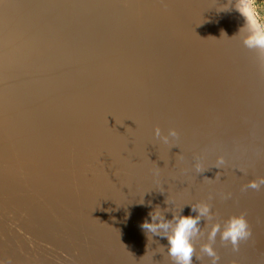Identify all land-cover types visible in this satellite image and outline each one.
I'll use <instances>...</instances> for the list:
<instances>
[{
  "label": "rangeland",
  "instance_id": "1",
  "mask_svg": "<svg viewBox=\"0 0 264 264\" xmlns=\"http://www.w3.org/2000/svg\"><path fill=\"white\" fill-rule=\"evenodd\" d=\"M25 1L28 4L32 3L35 15L32 14L34 19L29 17L26 20H15L24 39L16 36V33L13 34L12 21H9L8 27L5 28L6 32H2L4 36L0 32V83L4 76H9L10 73L16 74L20 66L16 55L19 57L20 53L15 54V49L19 48L20 51L27 50L22 53L27 58L32 56L31 66L35 67V69L32 68V72L37 70L41 76H46L42 65L48 63L46 67L52 71L49 87H53L48 95L56 93L60 94L59 96L62 94L61 98H66L69 96L66 93L75 91L80 87V82L91 77V72L86 70L87 64L90 63L87 61L90 55L84 53L88 49L86 43H89V39L94 41L97 36L99 38L97 45L100 44L101 39L109 44L112 39L111 44L114 42L115 46H124L125 49L132 40L135 43H132V46L127 45V47L130 46V50L127 55L122 54L123 60L118 61L112 56L103 64L108 66L106 69H112L118 73L124 71L123 66H128L135 76L136 83L137 81L145 83L147 80V85L154 86L149 88L147 85L138 84L136 95L142 98L145 104L144 109L151 106L157 111L159 108L168 106L163 98L169 95L171 100L175 98L174 101H178L179 94L176 93V89L173 90L168 85H164V81L169 76L176 75L179 78L183 69L188 68L185 74L188 79L179 78L184 90L180 101L174 105L177 106L183 102L182 108L176 111L183 114L182 118L175 117L171 113L163 115V121L154 123V128H160L162 134H167L169 129H175L178 133L177 137L170 138L165 144L154 136V131L152 134L147 130L142 131L137 137L136 147L139 150L143 144L152 142V139L159 146L152 147H157L152 154L148 151L151 154L150 158L142 167L140 163V168H136L132 178L129 177L130 175L122 174L123 179L129 182L127 187L124 186L122 190L123 182L116 179L114 189L107 191L99 198V201L92 203L91 206L94 207L90 212H86V216L77 215L69 224L66 222V211L65 213L61 211L60 218L55 214L52 216L47 211L49 206L41 201L46 213L36 212L31 219L24 221L23 218L28 217L26 215L28 211L22 204L24 210L17 211L19 217L15 223L16 220L13 222L7 216V210L3 208L0 216L4 221L3 224H6L8 228L5 229L4 225L2 224V227L0 224V264H172L166 252L167 240L160 237L152 238L151 234L146 235L139 225L146 219L150 222L149 212L156 207L158 210L171 208L174 212H178L183 207V215L194 216L196 213L192 211V206L195 207L201 203H208L211 206L213 217V220L208 222L201 218L199 226L205 233L209 229L204 227V224L223 223L228 217L239 214L246 216L251 229V236L240 242L238 251H234L231 244L222 242L217 236L213 247L219 256L218 264H264V186H261L259 190L246 188L250 181L264 178V79L262 80L261 75L249 65L244 55L242 41L235 36L236 23H233L236 28L230 24L234 14L228 11L231 10L228 3L234 5L235 0H189L187 5L192 9L193 25L190 23L185 25L183 18V13L186 12L185 4H181L177 11L174 0H67L68 2L47 0L43 1L44 9L42 10L38 6L35 8L36 0ZM253 3L264 17V0H253ZM141 4L162 16L163 19L157 31L155 28L152 29L153 26L148 29L147 25L152 22L147 20L148 18L145 19ZM137 8L139 14L134 19L132 16ZM199 10L205 13L204 16H208L205 22L202 19L201 23L205 26L213 25L209 28L213 42L210 40L212 44L209 42V46L207 45L208 47L204 49L210 54L204 59L205 65L201 69L193 61L191 62L197 70L190 65L178 69L174 53L178 54L181 41L188 39L190 42L206 45L202 41L205 35L201 40L196 39L194 13ZM24 14L17 11L15 17L24 19L27 16ZM128 17L132 20H127ZM142 17L145 19L143 23ZM126 23L131 26L133 24L134 28H125ZM188 25L192 26L187 28V33L190 35L185 37L183 32ZM169 28L172 34H169L171 33ZM56 32L61 37L65 35L64 44H52V41L56 39ZM82 33H84L83 37ZM105 35L108 36L107 39H104ZM80 37L84 43L79 42ZM42 38L52 40L45 42ZM66 38L69 43H66ZM161 38L164 41H159ZM71 40H75V43L71 44ZM168 41L170 42L167 46ZM149 42L153 44L150 45L151 47L147 45ZM9 43L15 45L11 47ZM102 44H100V50L104 46ZM111 44L110 49L114 47ZM32 45H35L40 53L47 49L42 59L46 58V55L50 59L46 60V63H41L39 57L43 55L32 50ZM46 46L48 47L45 48ZM41 47L45 49L40 51ZM53 48L60 50L65 57L51 58ZM163 48H166L164 54L163 50L161 51ZM132 50L133 53H131ZM31 71L27 77L19 81L24 86L22 91H26L27 96L33 93L38 94L46 86L39 88L35 85L38 80L31 76ZM103 74L105 75L106 72L104 71ZM149 75L153 78L151 79ZM4 87L5 84L1 83L0 91H3ZM86 87L89 95H93L95 89L99 88L90 84H86ZM198 97H202V102H198ZM205 98H207V106L200 109L199 106ZM65 104L68 105V102L65 101ZM51 105L43 110L42 108L35 110L37 114L33 121L44 114L42 113L44 111H56L58 114L59 107L53 103ZM79 106L80 99L68 107L79 108ZM86 106L93 108L92 103H87ZM53 108L56 110L53 111ZM159 113L162 114V112ZM168 154L172 156V160ZM219 158H222L224 163L217 168ZM197 166L202 171L198 172ZM117 175L120 176L121 173ZM112 184L113 182L110 186ZM4 193L5 190L0 191L2 196ZM228 193L231 196L225 199L224 196ZM65 198L66 196L63 195L61 200L66 202ZM2 200L3 198L0 199V206ZM166 201L169 204H166ZM149 203L150 206H147ZM102 207H104L103 215L107 221L106 231H110L105 232V241L102 235L92 237L89 234L92 224L98 218L97 213ZM12 212L10 210V214ZM94 212L95 214L91 217L90 215ZM164 215L166 219L172 218L171 211L165 212ZM87 216L89 218H86ZM18 222L21 224L17 225ZM70 226L72 230L68 232L71 235L66 232ZM206 242V235L195 242V254L199 259L194 254L193 264H211V258L200 252L201 245Z\"/></svg>",
  "mask_w": 264,
  "mask_h": 264
},
{
  "label": "bare ground",
  "instance_id": "2",
  "mask_svg": "<svg viewBox=\"0 0 264 264\" xmlns=\"http://www.w3.org/2000/svg\"><path fill=\"white\" fill-rule=\"evenodd\" d=\"M43 1L46 2L47 0H36L35 8H37L38 6L39 9L41 10L42 8L44 9ZM68 1L66 0V2ZM174 1H175V8L177 11H179L181 4H185L186 12L183 13L184 23L185 25L188 23L193 25L192 9L189 5H187V3H189V0H174ZM2 3L4 5V9H2L3 5H1L0 6L1 35L2 32L3 33L6 32L5 30L7 29L5 28L8 27L9 21H12L11 25H13V31H14L13 34L16 33L15 34L16 36H18L21 39H24L19 31L17 22L15 20H26L29 17L33 18L32 14L34 13V11L32 10V3L28 4L25 0L24 2L22 0L21 1L2 0ZM141 6L144 8L143 13L145 15V19L148 18L147 20H151L152 22L150 23V25H147L148 29H150L153 26L152 29L155 28L157 31L160 28V21L161 19H163L162 16L155 10H149L150 8L144 4H141ZM12 10H15L13 16L11 15ZM17 11L19 13L21 12V14L25 13L24 15L27 16L24 19H21L20 17H19L20 19H18L17 17H15ZM137 14H139L138 8L135 10L132 17L135 19ZM194 15H195L194 26L196 27V39L201 40L205 35V39H203L202 41L206 43V45L200 43L198 44L194 41L190 42V40L188 39H185V41H181L180 47L178 48V54L174 53L175 56L174 60L176 61V63H178L176 66L178 69H183L184 67H188L189 65L194 70H197L196 66L199 69H201L205 65L204 59H206L210 54L209 51H205L204 49L207 48L209 44L210 43L212 44L213 42L209 32L210 31L209 28H212L213 25L211 27V25L205 26L204 24L201 23L202 19L205 22V20L208 18V16H204L205 13L202 10L197 11L196 13H194ZM129 18L130 17H128L127 20H129ZM142 19L143 20L141 22L143 23L145 19L143 17ZM27 27L28 29H30L29 25ZM188 27H192V26L188 25L186 28H184L183 36L185 37H188L190 35L189 33H187ZM125 28L130 29V28H134V26L133 24L131 26L129 25V23H126ZM169 29L171 33L169 32L168 33L172 34L171 28ZM8 31L10 32L11 30ZM135 32H131V33H135ZM45 34H47V32ZM55 34H56L55 37L56 39L52 41L53 42L52 44L54 45L55 43L61 45L64 44L65 41L63 37L65 35L61 37L58 34V32H56ZM83 34L84 33H82V37ZM82 37L79 38V42L84 43ZM106 37L108 36L105 35L104 39H107ZM25 39H27V37ZM97 39L99 40L98 36ZM97 39H94V41L89 39V43H86L88 49L86 50L85 53L83 52L84 54L89 53L88 55H90L89 59L87 60L90 63L88 62L89 64H87L86 70L87 72H91V77L89 79H84L82 83L80 82V87L77 88L75 91L66 93L69 96H67L66 98H61V99H66L62 101L63 102L67 101L68 102L67 106H69L75 104V102L83 96L80 99L79 108H75L78 109L81 113H79L77 116H72L71 118L74 121L78 122L79 126L77 125V127L68 124L63 119L57 120L56 114L52 111L42 112L44 114L40 115L36 119V121H33V119H35V116L37 114V111L35 110H38L40 108H42V110L48 108L47 106H52L51 103H53L56 107L61 106V103H59L60 94L58 95L56 93L54 94L52 93L48 95V93H50L53 88V87H49V83L51 84L49 79L52 77L50 73H52V71L51 69H47L46 65L48 63H46L45 61L50 58L49 57L47 58L46 55V58L42 59L45 56L47 49L45 52L40 53L37 47L35 45L34 46L32 45L31 47L32 50L38 51L39 55L41 56L43 55L42 57H39L40 62L46 63L45 65H42V68L44 67V70L46 72V76L44 75L41 76L39 71L37 72V70H33L34 73L31 71L32 68L35 69V67L31 66L33 63L32 56H29L30 58L29 59L27 58V56H25V54H22L27 52V50L20 51L19 48H16L15 49L16 51L13 50L15 51V54H17V52L21 54V55L19 54V57L16 55L18 61L20 62V66L18 68L19 71L17 70L16 74L14 73V75H11L10 73L9 76H4L5 78L7 77V79L3 77L4 79L1 81V83L2 84L4 83L5 87L3 91H0V102L1 104L4 103V106L6 107L8 112L7 114L8 117H10L9 108H13V117H12V121L10 122L11 125L7 123L5 124L8 130L7 136H4L3 138L0 139V191L5 190L3 196L0 194L1 195L0 199L3 198L2 205L0 206V211L3 208L4 210L6 209L7 216L13 222L19 217L17 211L22 212L24 210L23 205L28 211V213L26 214L28 217H24L23 218L25 219L24 221L31 219L32 216H34L33 214L36 212L46 213L45 208L41 205V201H43V203L46 206H49L47 208V211L52 216H54L55 214V216L58 215V218H60L61 211H63V213H65L66 211V222L69 224H71L70 221L74 220V218L77 215L81 217L86 216L87 214L86 212L88 211L90 212L91 209L94 207L91 206L92 203L99 201L100 200L99 198L102 195H104L107 191L110 192L112 189H114L117 180L120 179L123 182V186L121 188L122 190L124 186L127 187L129 182H127L126 179L125 180L123 179L124 177L122 174L130 175L129 177L132 178V174L136 171V168L137 167L140 168L139 167L140 163L142 167L144 165V162L150 158L152 153L155 152L156 150L155 148L159 146V144L156 143L154 139H152V142L148 141L147 143L143 144L139 150L136 147V144H137V137L141 134V132L147 130L152 134L153 131L156 129L154 128V123L158 121H163L162 120L163 115L172 113L173 116L178 117L180 119L182 118L183 114L176 111L182 108L183 102L177 106L174 105H176L180 101L182 91L184 90L183 84L181 83L179 78L181 77L183 79H188V77H186L185 75L188 68L183 69L184 71L182 75L180 74L179 78L178 76L174 75V76H169L167 80L165 79L166 81H164V85H168L170 89L173 90L174 88L176 89V93L179 94L178 101H174L175 98L174 100H171V98L169 97L170 95L164 97L163 100L166 102L168 106L157 109V111L162 112V114L157 112L151 106L144 109L145 104L143 103L142 98H138L136 93L138 94V90H137L138 84L147 85L148 83L147 80L145 81V83H142L140 81H137L136 83L134 80L135 76H133L134 74L132 73L131 68L129 69L128 66H123L124 71L118 73L115 70L106 69V67L108 66L103 64L105 60L110 59L112 56L118 61L123 60L124 58L123 55H127V53L130 50L129 49L130 46L127 47V45L131 44L132 46L133 40L132 43H129L125 46L126 47L125 49L124 46L120 47L119 45H116L117 46L116 48V46L113 44L114 42L111 44L112 39H110V44L114 45V47L110 49L109 47L110 44L108 42L106 43L104 40L101 39L100 44L102 43L103 44L106 43V44H104V46L102 44L103 47H101L102 49L100 50V44L97 45ZM194 39H195V33H194ZM43 40L45 42H51L52 39L45 38ZM210 40L212 42H210ZM159 41H164V40L161 38V40ZM169 42L170 41L167 42L166 44L167 46ZM66 43H69V40L67 38H66ZM70 43L71 44L75 43V40H71ZM9 45L12 47L15 44L9 43ZM147 45L150 46L153 44L152 42H149ZM47 47L48 46H46L45 48ZM45 48L41 47L40 51H42ZM94 48L96 49L92 54ZM166 48L161 49V51L163 50L162 52L163 54L165 53ZM175 49L177 50V48ZM133 50L131 51V53L134 52ZM51 53H53V55L50 57L53 59H59L62 56L65 57V55H63L61 51L58 49L53 48L51 50ZM191 61H193V63H195L196 66ZM55 63H57V61ZM30 71H31V76H33L38 80L35 85H37L39 88L42 87L43 85L46 86L44 87V90L40 91L38 94L33 93L27 96L25 94L26 91H22L24 86H22L19 83V81L20 79L27 77ZM104 71L106 72L105 75L103 74ZM149 77H151V79L153 78L152 75H149ZM98 83L99 86H97ZM132 83L135 84L132 85ZM86 84L94 85L95 87H99L100 89L99 88L95 89L94 94L89 95L87 94ZM147 87L151 88L154 86L149 84L147 85ZM55 88L56 87H54V89ZM77 96H80V98H77ZM206 99L207 98H205L203 103L199 106L200 109H203L207 106ZM197 100L198 102H202V97H198ZM87 103H92L93 108L87 107L86 106ZM172 104L173 106H169ZM19 109H21L22 114L20 118H17L19 116V112H18ZM27 114H29L30 116H28ZM152 121L154 122L152 123ZM49 122L52 124H49ZM49 125L58 126L60 130V134H56L52 132L51 131L52 126L49 127ZM72 132H76L75 137L70 135ZM76 141H78V143ZM79 142L81 143L82 148L80 147ZM154 145H157V147L152 148ZM79 150L83 152L82 156H80V154L77 152ZM148 151L151 154H149ZM74 153H77L78 155ZM22 154H26L25 157L23 158L24 159V164H22L23 168L20 167L21 164L18 163V162H23L21 156ZM168 156L170 155L168 154ZM170 158L172 160V156H170ZM144 168H146V166ZM118 173H121V175L120 176L117 175ZM47 177H49L50 179L48 180ZM52 179L53 182H51ZM63 181H66L65 185L62 184ZM7 182L9 183V185ZM111 182H113V184L110 186ZM56 189H60V190L58 191ZM63 195L66 196L65 198L66 202H63V200H61ZM10 210L13 211L11 213L14 214L13 216H11ZM103 210L104 207L99 209L97 213L98 218L92 224L91 231L89 232V234H91L92 237H95L97 235L98 236L102 235L105 241L106 238L105 232H110V231H106L107 221L103 215ZM95 212L92 213L90 216L92 217L95 214ZM86 218L89 217L87 216ZM17 221L18 220H16L15 223H17ZM3 223L4 221L0 216L1 226L3 227L4 225L5 229L8 228L7 225ZM20 224L18 222L17 225ZM210 225H211L210 223L204 224V227L209 229ZM70 229L71 226L68 227V230H66V232L72 230ZM69 234L71 235V233Z\"/></svg>",
  "mask_w": 264,
  "mask_h": 264
},
{
  "label": "clouds",
  "instance_id": "3",
  "mask_svg": "<svg viewBox=\"0 0 264 264\" xmlns=\"http://www.w3.org/2000/svg\"><path fill=\"white\" fill-rule=\"evenodd\" d=\"M233 6L244 19V23L236 34L240 36L247 49L255 51L264 61V17L255 7L253 0H235ZM177 135L175 129H169L167 134H162L160 128L154 130V136L165 144ZM223 163V159L219 158L216 167L220 168ZM197 171H202L199 166H197ZM261 186H264V178L250 181L246 188L259 190ZM230 196L231 194L228 193L224 198L228 199ZM166 204L169 202L166 201ZM147 206H150V203ZM168 211L172 212L171 219L165 218L164 213ZM182 211L183 207L178 212L167 207L164 210L160 208L158 210L156 207L149 212L150 222L146 219L139 225L146 235L151 234L152 238L160 237L167 240L166 252L172 264H193V255L196 253L195 242L205 235L207 242L201 245L200 252L211 258V264H218L219 256L213 247L217 236L222 242L231 244L234 251H238L240 242L247 240L252 234L244 214L232 215L223 223L213 222L205 233L199 223L201 218H204L206 222L213 220L211 206L208 203L192 206V211L196 213L194 216L183 215ZM196 258L199 259L197 256Z\"/></svg>",
  "mask_w": 264,
  "mask_h": 264
},
{
  "label": "water",
  "instance_id": "4",
  "mask_svg": "<svg viewBox=\"0 0 264 264\" xmlns=\"http://www.w3.org/2000/svg\"><path fill=\"white\" fill-rule=\"evenodd\" d=\"M228 1V0H227ZM1 5H3V3H2V0H0V6ZM228 5L230 6V9L231 10H228L229 12H232L233 14H234V19H233V21H231V23L230 24H233V23H236V25H237V28H236V26H235V28H236V30H235V36H237L238 38H239V40L241 41V39H240V36L239 35H237L236 33L238 32V29L240 28V26L244 23V19H243V17L239 14V12L233 7V5H231V4H229L228 3ZM1 8V7H0ZM2 9H4V5L2 6ZM14 13H15V10H12L11 11V15L13 16L14 15ZM2 15V14H1ZM230 15V14H229ZM231 16V15H230ZM1 19V18H0ZM242 43V42H241ZM242 46H243V48H244V50H245V52H244V55L246 56V58H247V61H249V65L250 66H252V67H254V69L256 70V72H257V74H259V75H261L260 76V78H262V80L264 79V61H262L259 57H258V54L255 52V51H252V50H249V49H247L244 45H243V43H242ZM75 94H78V93H75ZM83 97V96H82ZM81 97V98H82ZM77 98H80V96H77ZM80 98V99H81ZM59 103H61V106L58 108V111H59V113L57 114V112L56 111H54V110H56V109H54L53 108V111H54V113L56 114V119L57 120H59V119H63V120H65L68 124H71V125H74V126H76L77 127V125H78V122L77 121H74L73 119H71L72 118V116H77L79 113H81L78 109H75L76 107H73V108H69L66 104H65V102H63L62 101V99H61V96H59ZM15 109H18V108H15ZM19 116L17 117V118H20L21 117V114H22V111H21V109H19ZM8 112H7V109H6V107L4 106V103H2L1 104V102H0V139L1 138H3L4 136H7V128H6V126H5V124L7 123V124H9V125H11L10 124V122L12 121V117H13V108H9V115H10V117H8ZM83 115H85V114H83ZM49 120V119H48ZM62 120V121H63ZM72 120V121H71ZM65 123V122H64ZM49 124H52V123H50L49 122ZM54 124H56V123H54ZM52 125H49V127H51ZM79 126V125H78ZM52 132H54V133H56V134H60V130H59V127L58 126H52V130H51ZM9 133V132H8ZM65 133V132H64ZM71 136H73V137H75V135H76V132H72L71 134H70ZM77 143H78V141H76ZM74 143H75V141H74ZM79 145H80V147H81V143L79 142ZM6 148V147H5ZM5 148H3V149H5ZM82 148V147H81ZM84 149V148H83ZM79 154H80V156H82L83 155V152L82 151H77ZM74 154H76V155H78L77 153H74ZM25 155L26 154H22L21 156H22V161L23 162H18V163H20L21 165H20V167H22V164H24V157H25ZM11 158H12V156H11ZM23 168V167H22ZM28 172V171H27ZM47 179L49 180L50 178L49 177H47ZM55 181H56V179H55ZM51 182H53V179L51 180ZM8 183V182H7ZM62 184H66V181H63L62 182ZM8 185H9V183H8ZM56 190H60V189H56ZM66 195V194H65ZM70 202V201H69ZM72 204V203H71Z\"/></svg>",
  "mask_w": 264,
  "mask_h": 264
}]
</instances>
